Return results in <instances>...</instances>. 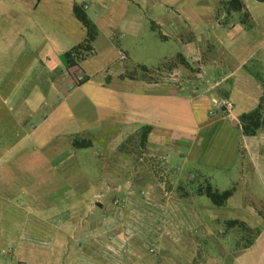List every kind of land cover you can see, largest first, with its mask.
Returning a JSON list of instances; mask_svg holds the SVG:
<instances>
[{
	"label": "crops",
	"instance_id": "obj_1",
	"mask_svg": "<svg viewBox=\"0 0 264 264\" xmlns=\"http://www.w3.org/2000/svg\"><path fill=\"white\" fill-rule=\"evenodd\" d=\"M136 1L152 6L153 27L163 31V39L177 42L180 50L168 68L152 67L148 77L130 74L121 62L129 55L122 53L121 61L111 58L112 53L121 55L123 49L138 50L136 40L146 17L144 13H129L132 0H0L3 264H9L10 254L22 264H53L55 256L61 264L66 248L55 240L62 238L84 241L68 249L74 264L82 260L83 251L86 262L98 254L99 264H113L107 252L109 240L118 237L92 231L91 223L97 221L87 215L77 218L75 208L105 205L110 190L131 185L137 189L140 181L135 175L140 170L129 151L120 148L130 138L137 141L145 127L152 131L139 162L147 156L162 160L168 172L179 177L174 185L184 180L186 163L225 174L240 164L241 185L235 182L237 191L232 198L241 190L243 197L247 192L254 197V191L249 190V173L258 176L264 187V133L245 137L239 122L242 114L257 108L264 90V11L259 2L245 4L252 23L246 28L236 14L217 15V5L228 0ZM76 6L99 31L90 54H95L96 48L103 54L102 61L83 57L78 66L70 67L66 53L88 40L87 29L75 15ZM95 65L97 70L93 71ZM214 82L220 85L214 88ZM213 98L231 100L232 116L211 117ZM12 127L21 129L15 133ZM78 136L99 147L98 154L86 153L91 162H84V155L73 148L72 140ZM126 174L134 175L133 179L124 178ZM203 176L201 173L200 178ZM148 185L154 190L162 188L154 181ZM174 198L180 206L193 205ZM260 199L264 202L263 194L255 195V202L243 201L231 215L230 200L223 208L195 212L199 215L193 216L194 229L187 228L184 215L186 223L181 222V230L172 226L164 232L142 233L132 241V262L264 264V216L256 208ZM161 200L162 205L167 204ZM56 208L72 209L69 230H62L54 220ZM103 219L101 215L100 222ZM232 220L255 230L253 245L238 249L236 244L219 242V253L202 247V239L221 237L220 225ZM78 226L83 229L78 230ZM23 228L29 234L20 233ZM145 239L148 241H141ZM98 247L100 252L95 251ZM125 261L122 258L116 264H127Z\"/></svg>",
	"mask_w": 264,
	"mask_h": 264
},
{
	"label": "rangeland",
	"instance_id": "obj_2",
	"mask_svg": "<svg viewBox=\"0 0 264 264\" xmlns=\"http://www.w3.org/2000/svg\"><path fill=\"white\" fill-rule=\"evenodd\" d=\"M134 3L131 4L129 13H144L143 16L146 17L142 19V25L143 30L140 32L141 34L137 37V44H136L138 50H131L129 49V52L125 49L119 50L121 52V55H115V53H112L111 58L116 57L119 60L122 57V53H124L126 56L129 57L128 60L121 61L123 62L127 69L129 70L131 75H137L141 77H148L149 72L152 71V67L154 69H163L168 68L169 62L174 59V57L177 56V53L180 51L178 43L175 42L172 38L163 39L161 37V31L159 28L153 27V24L150 20L151 17H153L154 12L152 9V6H149L147 4L143 3H137L136 0H132ZM245 4L248 6H251V0H245ZM260 6V9L264 11V3H258ZM239 18V17H238ZM166 36V35H165ZM132 44V43H130ZM133 46V45H129ZM102 49L96 48L95 54H90V52L84 53V58H89L90 60H100L102 61V57L100 54ZM103 54V53H102ZM101 54V55H102ZM145 67L146 69H143ZM97 70V67H93V71ZM148 70L149 72L145 71ZM0 126H2L0 124ZM17 133L19 132V129L21 127H16ZM15 132V133H16ZM135 151V148L132 149ZM81 155H84L83 160L84 162L88 163L90 161V157L85 156L87 154H98L99 153V147L94 144L92 148L88 149H80ZM141 152V157L144 153ZM134 162L136 163V166L138 171L137 175H135V178H138L140 183H138L137 189L132 188L134 185H131L130 187L125 186L122 190H110L108 197V203H106L103 206H90L89 208H86L87 210L83 208H75V216L77 218H80V216H92L96 221L91 223V230L92 231H98V232H109L111 236L118 237V239H110L109 240V258H111L114 263L122 258H124L127 264H134L132 262L133 255V242L139 235L142 233H148L152 231H158V232H164L172 229V226L175 228V230H181L182 224L181 222H184V219L182 216H186L188 218V224L186 223L187 228L194 229L195 222H194V215H199L196 213H202L204 210L207 211L212 210L211 208L215 207L206 196H198L194 200V205L184 207L177 204V201H175L173 197V193L168 191V186L173 182L174 185V179L179 180L178 175H171L170 172H168L167 165L160 159H153L145 157L143 158V161L136 162L134 159ZM241 163V162H240ZM149 164V165H148ZM239 169H241V166L237 167V169L234 172H231L230 174H225L220 172L219 170H209L206 168L201 167H192L191 164L186 163L185 165V171L189 177H186V173L183 174L184 179L189 178L191 181H200L201 184L203 182L210 183L213 187L220 191H226L233 187H236V183H240L239 178ZM204 175L202 178H200V174ZM116 177V176H114ZM124 178L133 179L134 175L131 177L129 175L123 176ZM252 177V178H250ZM249 179V190L250 192L254 191V197L252 195L249 196L248 192L247 195L243 197V190H241L236 196H234L230 201L229 205H232L228 210L229 214L231 215V211L236 210L239 205H244L243 203H252L255 202L253 200L255 198V195H262L264 196V192L262 193V189H264L263 185L260 184L258 176L252 175L249 173L248 175ZM127 181V180H126ZM155 182L156 184H161L162 188H159L160 190H157V188L154 190V188H149L151 182ZM238 181V182H237ZM176 186V185H174ZM110 187L113 189L115 188L114 185H110ZM140 187V188H139ZM126 188V189H125ZM161 197L165 200H163L162 203H165L167 200L166 205L161 204ZM157 200V201H156ZM170 201H173V204L170 203ZM244 201V202H243ZM46 202V201H45ZM160 202V203H159ZM176 202V203H175ZM189 202V201H188ZM257 202V201H256ZM48 203V202H47ZM46 203V204H47ZM190 203V202H189ZM258 205H256L257 209H260L264 213V202L260 199V202H257ZM169 205V206H168ZM30 209V208H28ZM82 209V210H80ZM74 210V209H73ZM74 210V211H75ZM219 210V209H218ZM196 212V213H195ZM48 215V214H46ZM101 215L104 217V221H101ZM54 217V220H57L60 223V227L62 230H69V225L67 220L72 218V209L68 208H56V213L52 215ZM167 219H164L167 217ZM160 217V220H159ZM238 218L237 215H232V218ZM162 218V219H161ZM168 221L167 224H165L164 221ZM155 221V223L152 222ZM5 225V224H3ZM223 225V224H222ZM220 225V226H222ZM73 226V225H72ZM76 226V225H75ZM178 226V227H177ZM74 227V226H73ZM220 228L219 231L222 232L221 229L225 230L223 231V235L219 238H212L211 236L206 239H202V247L203 248H215L216 252L219 253V249L216 248L219 244V242L223 245L230 246L231 244H237L236 239H233L234 233L236 234V231L232 233V230H227V227L224 229ZM83 229L82 227L78 226V230ZM72 230V227H71ZM15 231V230H14ZM198 232V231H197ZM20 233L27 234L28 231L26 228H23ZM29 234V233H28ZM233 236V237H232ZM219 239V241H218ZM232 239V240H231ZM146 241L141 240L142 242H147L148 239H145ZM48 243V240H45ZM61 243L62 247L66 248V254L61 255V264H74L75 260H73L70 257V254L68 252L69 248H72L75 244V246L79 245L80 242H84L80 239H68V238H62L55 240ZM242 244H246L248 240H241ZM45 242V243H46ZM46 243V247L48 244ZM90 241L87 240V244H89ZM240 247L241 244H239ZM143 246V245H142ZM95 247V246H94ZM90 248V246H89ZM100 247H98L95 251L100 252ZM3 250V249H2ZM83 250V249H82ZM142 250V248H141ZM94 251V252H95ZM91 253V251L89 252ZM92 254V253H91ZM96 254V253H95ZM81 257L78 260L77 264H99L98 260L100 259L99 255L88 257V262L84 259V251L82 254H80ZM155 255V253H153ZM46 257V255L44 256ZM49 257V256H48ZM130 257V259L127 261V258ZM156 260L161 262L159 255H156ZM52 257L50 256V261L52 263ZM8 259H11L9 264H22L20 262H15L13 259L12 254H10V257ZM13 259V260H12ZM4 260H0V264H3ZM54 263H57V256L54 257ZM112 261V262H113ZM148 259L143 261L145 264ZM113 263V264H114ZM140 263V264H143ZM111 264V263H110ZM136 264V261H135ZM139 264V263H137Z\"/></svg>",
	"mask_w": 264,
	"mask_h": 264
},
{
	"label": "trees",
	"instance_id": "obj_3",
	"mask_svg": "<svg viewBox=\"0 0 264 264\" xmlns=\"http://www.w3.org/2000/svg\"><path fill=\"white\" fill-rule=\"evenodd\" d=\"M260 3H264V0H257ZM77 19L85 26L88 32V40L66 53L65 57L70 65V67H76L83 60L84 53L92 51V43L99 36V31L95 23L88 17V15L78 6L74 9ZM225 13L226 15L236 14L238 15V22L244 27H251V17L247 11V7L243 0H228L221 1L217 5V15ZM143 69H146L143 67ZM148 72V70H145ZM0 116L4 117V112H0ZM4 120V119H3ZM239 122L242 130V134L245 137H257L264 133V90L260 98L259 104L256 109L251 112L244 113L239 117ZM9 129V128H8ZM17 129L12 127V132H16ZM152 129L150 127H145L138 134L139 139L130 138L120 150L124 152L129 151L128 155H131L136 162H139L141 152L146 151V146L148 142V136L150 135ZM3 145V144H2ZM72 146L75 150L92 148L93 142L89 138L75 137L72 140ZM3 147V146H2ZM135 148V151L132 149ZM168 191L172 192L174 197L189 201L194 205V200L198 196H206L208 200L218 208H223L227 202L232 198V196L237 191L236 187H233L226 191H220L213 187L208 182L191 181L189 178H185L183 181L179 182L176 186L170 184L168 186ZM261 216L263 212H260ZM227 230H234L236 234H233V239H236V248L240 249L249 247L253 245L255 241L256 232L255 230L249 228L246 223L239 220H232L223 223ZM222 225V228H223ZM224 227V229H225ZM222 232L225 231L221 229ZM232 240V239H231ZM241 240H248L246 244H242ZM242 247H240V245Z\"/></svg>",
	"mask_w": 264,
	"mask_h": 264
},
{
	"label": "built area",
	"instance_id": "obj_4",
	"mask_svg": "<svg viewBox=\"0 0 264 264\" xmlns=\"http://www.w3.org/2000/svg\"><path fill=\"white\" fill-rule=\"evenodd\" d=\"M84 78L80 79V82H83ZM220 82H214L211 86L218 87ZM198 96V94H196ZM211 110L210 116L214 118H219L221 116H232L234 112V105L233 102L229 99H219L213 98L211 100Z\"/></svg>",
	"mask_w": 264,
	"mask_h": 264
}]
</instances>
